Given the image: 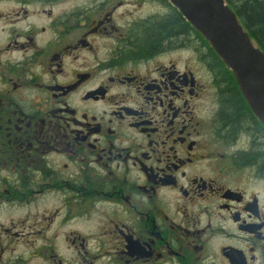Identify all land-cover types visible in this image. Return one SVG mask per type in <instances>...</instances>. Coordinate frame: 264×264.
<instances>
[{"label": "flooded vegetation", "instance_id": "1", "mask_svg": "<svg viewBox=\"0 0 264 264\" xmlns=\"http://www.w3.org/2000/svg\"><path fill=\"white\" fill-rule=\"evenodd\" d=\"M172 14L0 0V264H264V124Z\"/></svg>", "mask_w": 264, "mask_h": 264}, {"label": "water", "instance_id": "2", "mask_svg": "<svg viewBox=\"0 0 264 264\" xmlns=\"http://www.w3.org/2000/svg\"><path fill=\"white\" fill-rule=\"evenodd\" d=\"M230 68L264 124V51L253 43L225 0H168Z\"/></svg>", "mask_w": 264, "mask_h": 264}, {"label": "trees", "instance_id": "3", "mask_svg": "<svg viewBox=\"0 0 264 264\" xmlns=\"http://www.w3.org/2000/svg\"><path fill=\"white\" fill-rule=\"evenodd\" d=\"M166 5L168 6V9L173 12L170 17L165 19V22L157 25L158 29L157 32H155V41L159 43H164L163 40L160 38H168V36H172L175 32L173 31V28L175 27V23L177 21L182 22L185 21L184 17L179 13L177 8H175L173 5H171L167 0H165ZM242 12L246 17V22L252 27H260L258 31L254 34L264 45V2L258 1V0H251V2H247L242 6ZM187 22V21H186ZM188 25H190L187 22ZM230 108H236L240 107V102L236 99H232L229 103Z\"/></svg>", "mask_w": 264, "mask_h": 264}, {"label": "rangeland", "instance_id": "4", "mask_svg": "<svg viewBox=\"0 0 264 264\" xmlns=\"http://www.w3.org/2000/svg\"><path fill=\"white\" fill-rule=\"evenodd\" d=\"M70 1H73V0H70ZM70 6V4H66L64 7H69ZM149 10H151V8L149 9ZM214 49V48H213ZM178 57H180V58H184L185 56L184 55H178Z\"/></svg>", "mask_w": 264, "mask_h": 264}]
</instances>
